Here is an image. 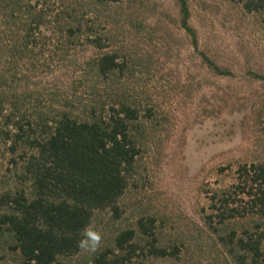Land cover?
<instances>
[{"label":"rangeland","instance_id":"374dc122","mask_svg":"<svg viewBox=\"0 0 264 264\" xmlns=\"http://www.w3.org/2000/svg\"><path fill=\"white\" fill-rule=\"evenodd\" d=\"M185 1L195 44L178 0H0V217H22L9 198L36 197L31 142L54 137L61 116H116L137 148L124 189L55 264H236L224 244L264 236L252 207L264 185V0ZM4 228L0 264H27Z\"/></svg>","mask_w":264,"mask_h":264},{"label":"trees","instance_id":"16d2710c","mask_svg":"<svg viewBox=\"0 0 264 264\" xmlns=\"http://www.w3.org/2000/svg\"><path fill=\"white\" fill-rule=\"evenodd\" d=\"M178 1L183 15L182 26L195 44L196 34L188 24V4L185 0ZM257 1L260 3L263 0ZM25 29L23 41L26 49L39 47V28L33 27L31 21ZM97 44L100 45L99 42ZM19 52L24 53L22 49ZM12 57L15 59L14 54ZM98 66L102 76L108 72L111 74L116 68V56L101 59ZM215 70L219 72L218 68ZM230 74L226 73V76ZM101 116L93 112L91 122L80 123L65 114L57 124L54 137L48 138L45 144L38 140L31 142L33 147L41 148L38 159L30 160L28 170L36 179V197L29 204L24 202L25 197L18 200L9 198V202L15 206L14 211L22 217L9 214L0 217V229L5 227L6 230L9 227L8 234L15 238L27 264H55L60 256L69 257L76 253L85 240L84 233L90 225L92 211L111 204L118 192L124 189L126 183L120 177L121 170L124 165L133 162L137 148L128 135L130 126L127 121L117 119L116 116L107 119L108 122L96 120ZM260 181L264 184V171ZM259 190L254 195L252 207H258L259 213L264 216V185ZM51 196L64 200L54 203L50 201ZM258 203L260 207L256 206ZM225 214L228 217L223 219L235 218L233 213ZM262 238L264 236L257 239L235 236L224 245L230 246L228 252L232 256L238 254V245L245 250V254H238L237 258L235 255L236 264H246L248 260L249 264H264L260 253ZM125 241L122 239L119 242L118 239L120 254ZM151 253L156 257L162 256L164 251L152 249Z\"/></svg>","mask_w":264,"mask_h":264}]
</instances>
